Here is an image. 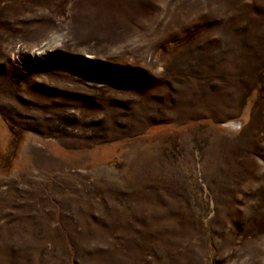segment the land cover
<instances>
[{"label":"rangeland","instance_id":"374dc122","mask_svg":"<svg viewBox=\"0 0 264 264\" xmlns=\"http://www.w3.org/2000/svg\"><path fill=\"white\" fill-rule=\"evenodd\" d=\"M0 264H264V0H0Z\"/></svg>","mask_w":264,"mask_h":264},{"label":"trees","instance_id":"16d2710c","mask_svg":"<svg viewBox=\"0 0 264 264\" xmlns=\"http://www.w3.org/2000/svg\"><path fill=\"white\" fill-rule=\"evenodd\" d=\"M256 88V87H255ZM15 144H12V147H14ZM6 157V155L2 158V161L4 160V158Z\"/></svg>","mask_w":264,"mask_h":264}]
</instances>
